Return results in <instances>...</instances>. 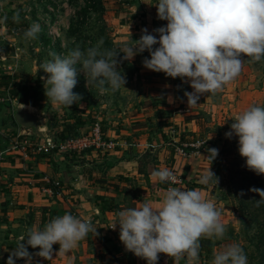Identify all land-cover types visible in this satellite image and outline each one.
I'll return each mask as SVG.
<instances>
[{
    "label": "rangeland",
    "instance_id": "obj_1",
    "mask_svg": "<svg viewBox=\"0 0 264 264\" xmlns=\"http://www.w3.org/2000/svg\"><path fill=\"white\" fill-rule=\"evenodd\" d=\"M124 1L15 0L12 4L3 3L4 9L0 6V78L9 75L10 71H21L33 72L34 79L43 81L41 77L46 74L38 71V67L51 58L50 52L65 54L76 46L83 50L100 40H103L104 49L124 50L129 46L121 31L120 13ZM17 5L22 7V14H13ZM8 7L10 10L6 9ZM33 23L41 27L38 38L25 40L23 33ZM20 26L22 30L14 33L13 29ZM138 56L150 58L147 51L131 60H123V53L117 57L121 61L119 70L126 77L125 88L100 94L96 87L87 85L84 73L80 72L73 91L82 99L67 108L53 106L46 97V102L37 107L38 115L47 118L48 122L51 117L55 118L56 129L60 132L69 121L81 134L90 131L97 121L102 125L103 114L104 117H115L119 122L118 118L134 112L138 125L136 133L141 136L129 148L132 156H139L140 169L155 170L159 163L157 158H161L165 168L178 171L186 184L183 189H204V195L222 210V222L227 226L225 238L202 239L199 264H211L214 252L230 243H238L243 248L248 264H264V240L261 239L264 235V202L258 204L260 197L250 191L251 188L264 190V175H256L245 167V160L239 157L237 137H225L237 113L255 104L264 106V60L252 63L244 57L241 74L232 83L216 95L200 96L198 104L189 108L184 95L186 91H192L189 83L146 69L142 63L144 57L137 60ZM10 65L14 69H9ZM0 91H5L0 103V152L7 153L16 151L17 140L28 134L20 132L21 126L15 118V112L24 103L11 98L3 85H0ZM31 107L35 111L36 106ZM84 110L89 113L85 119L81 114ZM42 127L47 136L57 132L56 129L50 131L48 126ZM27 129L35 132L34 128ZM183 132L189 133L194 142L180 144L179 137ZM209 148L219 150L211 166L205 158ZM116 149L118 151L120 147ZM181 151L188 156L184 157ZM209 167L218 177L217 185L214 180L207 185L200 183ZM109 229L114 230L108 226Z\"/></svg>",
    "mask_w": 264,
    "mask_h": 264
},
{
    "label": "clouds",
    "instance_id": "obj_2",
    "mask_svg": "<svg viewBox=\"0 0 264 264\" xmlns=\"http://www.w3.org/2000/svg\"><path fill=\"white\" fill-rule=\"evenodd\" d=\"M157 17L167 21L142 35L134 45L119 52L103 48V40L87 49L76 46L65 54L50 52V59L39 64L38 71L45 76L47 100L56 107L70 108L82 96L73 89L83 72L87 85L100 94L125 88L126 77L119 70L117 57L123 60L147 51L150 58L143 66L166 77L180 78L189 83L192 91L185 92L188 107H194L202 95H216L232 83L245 63L264 60V0H157ZM41 27L31 24L23 33L25 40H35ZM154 45H159L154 48ZM21 105V104H20ZM23 108L24 105H21ZM225 137L238 138V152L245 167L256 175H264V106L253 105L235 115ZM212 161L218 149L209 148ZM151 178L157 183H177V176L168 168L154 170ZM218 184V177L210 167L201 176L200 183ZM264 202V190L251 188ZM241 195L244 193L241 192ZM119 226V239L125 249L135 256L158 264L159 254L173 259L174 264H199L201 240H223L227 226L222 222V210L214 200L198 189L185 190L168 187L159 202H140L137 207L118 212L112 229ZM97 235L90 218L71 213L56 216L43 229H29L9 254L7 264L24 259L31 264L28 247L39 248L37 256L52 260L53 245L58 244L56 256H66L89 233ZM211 264H248V258L238 243H230L214 252Z\"/></svg>",
    "mask_w": 264,
    "mask_h": 264
},
{
    "label": "crops",
    "instance_id": "obj_3",
    "mask_svg": "<svg viewBox=\"0 0 264 264\" xmlns=\"http://www.w3.org/2000/svg\"><path fill=\"white\" fill-rule=\"evenodd\" d=\"M13 1L15 0H0V6L3 8V3L12 4ZM156 3L157 0L123 2L120 13L121 31L123 40L129 46L135 44L136 38H140L142 29L146 28L149 33H153L154 29L167 24V21L158 19ZM14 7L16 9L13 14H22L21 6ZM6 9L10 10L9 7ZM143 57L136 58L141 60ZM8 68L14 69L11 65ZM12 74L13 71H10L9 75ZM3 77L0 78V85L5 86ZM81 114L85 119L89 113L84 110ZM112 118L104 117V114L101 116L103 134L114 145L109 150L36 153L26 142L32 143L47 136L41 126L42 136L35 129L33 133L31 129L21 128L24 131L20 132H27L28 135L17 140V150L0 152V264H7L9 254L29 229H43L50 220L65 213L90 218L98 234L90 232L66 256H56L59 245H53L50 261L36 255L39 248L29 246L31 264H147L146 260L125 249L119 239L118 225L117 230H108V226L112 227L122 209L137 207L143 201L159 202L169 183L154 182L151 178L153 171L140 169L139 156L130 154V145H135L137 137L141 136L136 133L138 125L135 123L134 112L118 118L119 122L115 117ZM45 119L48 126L49 122ZM33 134L35 137H32ZM119 147L117 151L116 148ZM128 148L129 151L126 152ZM104 155L112 158L107 159ZM157 159V169L165 168L162 159ZM46 175L58 180L60 186L48 188L50 185L44 180ZM131 184L137 187L134 188ZM184 184L176 187L185 188ZM201 191L204 193V189ZM15 264L26 262L24 259H16ZM180 264H185V261L181 260Z\"/></svg>",
    "mask_w": 264,
    "mask_h": 264
},
{
    "label": "built area",
    "instance_id": "obj_4",
    "mask_svg": "<svg viewBox=\"0 0 264 264\" xmlns=\"http://www.w3.org/2000/svg\"><path fill=\"white\" fill-rule=\"evenodd\" d=\"M19 30V28H15L13 29V32L19 33ZM26 145L30 146L36 153L41 154H52L55 152L82 153L89 150H109L114 147L113 143L106 140L103 134L102 125L98 121L94 123L90 131L81 133L78 136L60 139L57 138L55 134H52L46 137H40L37 141L32 143L27 141ZM181 153L184 157L188 156L186 152L181 151ZM174 174L177 176L178 182L175 184H169L168 187H176L184 184L182 177L177 172H174ZM44 180L50 185L48 186L50 189L60 186L58 180H53L47 175L44 176ZM158 264H173V259L161 253L159 254Z\"/></svg>",
    "mask_w": 264,
    "mask_h": 264
},
{
    "label": "trees",
    "instance_id": "obj_5",
    "mask_svg": "<svg viewBox=\"0 0 264 264\" xmlns=\"http://www.w3.org/2000/svg\"><path fill=\"white\" fill-rule=\"evenodd\" d=\"M16 28H19L20 30H22L21 26L16 27ZM34 77L35 75L33 72L25 73V72L17 71L13 73L12 75H7L3 77V82L6 84L4 87L5 89H8V91L10 92L11 98L13 97L18 98L21 103L38 107L42 103L46 102L45 101L46 96H45V93L43 92L44 82L40 81L39 79H34ZM4 92L0 91V103H1V96ZM55 123H56V119L51 118V120L48 123V127L50 131H53L56 128H58L55 125ZM59 124H62V123H59ZM56 130L57 132L55 133V136L57 138L60 137V139L71 138V137H75L79 135V133L76 132V128L73 123H66L65 129H63V131L61 132L58 131V129ZM191 137L192 136L187 132L181 133L179 137L180 144L194 142ZM241 162L243 163L242 159L240 163ZM155 170H157V168ZM261 237H262L261 239L264 240V235H261Z\"/></svg>",
    "mask_w": 264,
    "mask_h": 264
},
{
    "label": "water",
    "instance_id": "obj_6",
    "mask_svg": "<svg viewBox=\"0 0 264 264\" xmlns=\"http://www.w3.org/2000/svg\"><path fill=\"white\" fill-rule=\"evenodd\" d=\"M21 107L15 112V118L18 124L23 129L34 128L38 135L42 136L41 126H47V121L44 117L38 115L39 108L35 107V111H33L30 105L24 104V107Z\"/></svg>",
    "mask_w": 264,
    "mask_h": 264
}]
</instances>
